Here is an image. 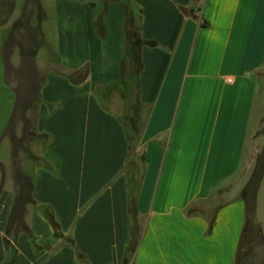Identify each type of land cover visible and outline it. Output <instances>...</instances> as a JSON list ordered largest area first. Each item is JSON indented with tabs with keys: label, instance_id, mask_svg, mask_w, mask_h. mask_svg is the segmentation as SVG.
Returning <instances> with one entry per match:
<instances>
[{
	"label": "crops",
	"instance_id": "obj_1",
	"mask_svg": "<svg viewBox=\"0 0 264 264\" xmlns=\"http://www.w3.org/2000/svg\"><path fill=\"white\" fill-rule=\"evenodd\" d=\"M43 7L54 47L42 57L30 12L19 65L41 79L21 103L0 51V264H264L261 228L237 261L264 127V0Z\"/></svg>",
	"mask_w": 264,
	"mask_h": 264
},
{
	"label": "rangeland",
	"instance_id": "obj_2",
	"mask_svg": "<svg viewBox=\"0 0 264 264\" xmlns=\"http://www.w3.org/2000/svg\"><path fill=\"white\" fill-rule=\"evenodd\" d=\"M54 0H0V51L1 50H10L14 54L10 58V64L14 66H18L17 71L14 72L15 77L17 78V92L19 97V102L21 103V98L23 96V93L30 91L35 92L37 91L36 85L38 84V81L41 79V76H35V81L30 84L29 81L33 80V73L32 71H29L27 66L19 65L21 62V52H25V49L22 48L20 45L21 39H19L20 36H17V33H22L23 31V25L25 24L27 27L31 25V22L33 23V18L29 21L31 17H33V14H36V16H40V23H41V30L43 32V39L41 40V46L45 45L41 48V52L43 53L42 57L49 56V52L53 50L54 47V39L52 37L53 30L50 26V22L52 19V16L50 14V11L47 7H43V5H49V3L53 2ZM40 5V8H39ZM41 11V12H40ZM30 12L32 13L31 16H29ZM33 31V30H32ZM30 34L32 35L31 31ZM34 32V36H35ZM39 43V42H38ZM35 50V42L34 39H31V46L27 48L26 54L31 60V57ZM23 56V55H22ZM24 59H28L26 55L24 56ZM38 58V55L36 56ZM12 60V61H11ZM4 62L8 63V56H4ZM29 64L32 63L28 60ZM6 63V64H7ZM25 64V62H22ZM9 65V64H7ZM28 65V66H30ZM8 67V66H7ZM6 67V68H7ZM27 68V69H26ZM7 69H10L7 68ZM31 70V69H30ZM9 75L6 73L5 78H7ZM258 104H257V111H256V117L258 115L264 116V85L260 83V90L258 92ZM255 140H256V153H255V161L258 155L262 152L264 149V127H262L260 130L256 131L255 133ZM255 164V163H254ZM264 184V183H263ZM262 190V195H260L259 199V211H258V217L264 216V185ZM262 188V187H261ZM262 196V197H261ZM262 234L264 236V221L263 225L260 226ZM257 237H253L252 241L255 240ZM248 249L247 246L243 248L240 257V260L247 255ZM239 262V261H238Z\"/></svg>",
	"mask_w": 264,
	"mask_h": 264
},
{
	"label": "trees",
	"instance_id": "obj_3",
	"mask_svg": "<svg viewBox=\"0 0 264 264\" xmlns=\"http://www.w3.org/2000/svg\"><path fill=\"white\" fill-rule=\"evenodd\" d=\"M150 44V43H148ZM264 173V149L256 158L251 175L241 192V199L245 205V222L240 237V246L237 253V261L242 257L244 247H249L253 237L261 236L260 227L255 219V195L258 185Z\"/></svg>",
	"mask_w": 264,
	"mask_h": 264
},
{
	"label": "built area",
	"instance_id": "obj_4",
	"mask_svg": "<svg viewBox=\"0 0 264 264\" xmlns=\"http://www.w3.org/2000/svg\"><path fill=\"white\" fill-rule=\"evenodd\" d=\"M227 81L229 82V81H230V79H227Z\"/></svg>",
	"mask_w": 264,
	"mask_h": 264
}]
</instances>
